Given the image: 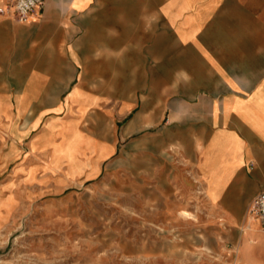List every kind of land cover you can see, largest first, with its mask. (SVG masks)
Listing matches in <instances>:
<instances>
[{
  "label": "crops",
  "instance_id": "0c3cea01",
  "mask_svg": "<svg viewBox=\"0 0 264 264\" xmlns=\"http://www.w3.org/2000/svg\"><path fill=\"white\" fill-rule=\"evenodd\" d=\"M0 121L23 200L48 177L114 176L142 134L131 174L161 201L166 246L191 232L198 251L142 260L264 264L249 214L264 191V0H44L25 23L0 15Z\"/></svg>",
  "mask_w": 264,
  "mask_h": 264
},
{
  "label": "rangeland",
  "instance_id": "374dc122",
  "mask_svg": "<svg viewBox=\"0 0 264 264\" xmlns=\"http://www.w3.org/2000/svg\"><path fill=\"white\" fill-rule=\"evenodd\" d=\"M142 143V134L125 140L114 176L106 169L109 176L67 189L48 177L33 199L21 197L27 189L16 183V158L0 164V264H154L142 259L177 253L192 259L191 232L183 249L166 246L174 237L160 229L161 201L145 199L142 170L131 174V162L143 160ZM201 254L209 259L207 249Z\"/></svg>",
  "mask_w": 264,
  "mask_h": 264
},
{
  "label": "built area",
  "instance_id": "2783aa9c",
  "mask_svg": "<svg viewBox=\"0 0 264 264\" xmlns=\"http://www.w3.org/2000/svg\"><path fill=\"white\" fill-rule=\"evenodd\" d=\"M43 3L44 0H1L0 15L18 23H25L35 10L42 8ZM249 214L264 229V191L251 200Z\"/></svg>",
  "mask_w": 264,
  "mask_h": 264
}]
</instances>
